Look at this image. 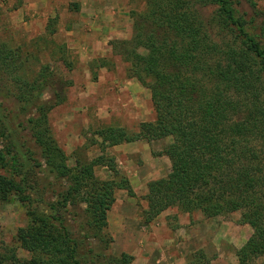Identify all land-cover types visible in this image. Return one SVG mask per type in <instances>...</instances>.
Returning <instances> with one entry per match:
<instances>
[{"label":"trees","instance_id":"trees-1","mask_svg":"<svg viewBox=\"0 0 264 264\" xmlns=\"http://www.w3.org/2000/svg\"><path fill=\"white\" fill-rule=\"evenodd\" d=\"M206 1L217 5L210 24L229 34L221 42L205 32L187 0H148L145 17L152 29L134 37L130 71L150 89L156 119L141 123L131 138L112 127L100 133L111 146L172 136L165 149L172 169L148 184L146 221L173 206L209 218L240 210L241 222L254 232L237 257L239 264H251L264 257V26L260 35L251 34L235 18L232 0ZM49 87L38 78L18 96L21 111H27L21 126L29 130V142L0 113V204L15 197L31 219L17 234L31 254L23 264H130L127 253L109 254L106 234L115 191L133 194L130 182L95 176L99 165L119 174L112 158L77 159V166H68L49 125L50 112L65 95L62 89L46 101ZM38 173L48 180L41 188ZM80 217L89 226L76 230L71 223ZM17 260L0 253V264Z\"/></svg>","mask_w":264,"mask_h":264},{"label":"rangeland","instance_id":"rangeland-1","mask_svg":"<svg viewBox=\"0 0 264 264\" xmlns=\"http://www.w3.org/2000/svg\"><path fill=\"white\" fill-rule=\"evenodd\" d=\"M187 1L214 41L229 37L221 26L210 24L216 4ZM232 2L235 18L246 23L249 33L260 35L264 0ZM147 7L148 0H0V113L7 117L11 129L29 142V130L21 126L26 124L27 111H21L18 99L25 83L38 78L48 81L45 100L49 102L63 89L65 101L50 112L49 125L68 166H77V159L112 158L119 174L99 165L95 176L118 184L122 177L127 178L133 190V194L119 187L115 191L106 228L110 255L127 253L132 257L130 264H186L187 252L188 264H211L213 259L239 264L237 252L254 232L250 224L241 222L240 210L212 218L194 211L192 214L205 218L202 224L206 225L201 226V232L207 241L198 251L190 241L191 235L200 231L184 226L190 213L178 206L146 221L148 184L166 177L172 169V160L165 153L174 142L172 136L153 141L135 139L116 146L101 136L103 129L112 127L125 130L131 138L140 132L141 123L156 119L150 89L130 71L134 37L140 29H152L145 17ZM139 52L147 51L141 48ZM162 164L166 167L158 173ZM38 179L40 188L47 184L46 175L38 173ZM85 220L80 217L71 224L82 230V224L89 226ZM161 220L169 226H155ZM218 221L219 226H215ZM223 222L239 226H220ZM30 223L26 207L17 198L0 204V253L14 254L19 264L31 257L17 241L19 229ZM184 232L187 248L183 247ZM230 238H236V245L229 246ZM176 251L181 255H174ZM103 263L110 264L108 260ZM251 264H264V257L254 258Z\"/></svg>","mask_w":264,"mask_h":264},{"label":"crops","instance_id":"crops-1","mask_svg":"<svg viewBox=\"0 0 264 264\" xmlns=\"http://www.w3.org/2000/svg\"><path fill=\"white\" fill-rule=\"evenodd\" d=\"M126 148L129 149L128 147H126ZM163 166H164L163 164H162V166L161 165L158 166L159 167L158 173H161V171H164V168L166 166H164V167ZM203 219H205V218L202 215L201 216L200 215H195V213L194 214H187L186 221L184 222V226H190V228L193 231H198V232L200 231L198 234L194 233V234L191 235V237H192L191 241H190L189 237H187V239H189V241L191 243V246H193L195 249H197L196 251H198L199 249H204V247L202 245H205V243L207 241V236H205L206 234L204 232H201V229H202L201 226H206L205 224H202ZM161 221L160 222L158 221L157 222V225H155V226H163V225L164 226H169L167 222L164 223L162 221L163 222L162 223ZM219 223H220L219 221L216 222V225L215 226H219ZM234 225L235 226H239V225H236L233 222H226V223L223 222V223H221L220 226H234ZM243 226H248V225H243ZM245 232H247V231H245ZM183 239H184V241H183L184 242L183 247L184 248H187V245H186V232H184V234H183ZM228 242L230 243L229 246L236 245V243H237L236 238H230L228 240ZM174 244L176 245L177 244V241H174ZM196 251H194V252H196ZM194 252H191V253H194ZM189 254H187V252L185 254L186 255V264H188L187 263V261H188V258L187 257H188ZM174 255H181V254H179V252L176 251V252H174ZM221 261H222V259H220V260L213 259V260L210 261V263L211 264H221Z\"/></svg>","mask_w":264,"mask_h":264}]
</instances>
